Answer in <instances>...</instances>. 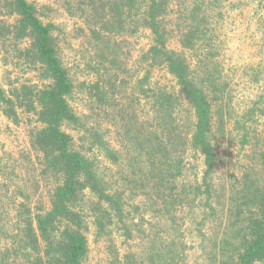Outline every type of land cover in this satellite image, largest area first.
<instances>
[{"label": "trees", "instance_id": "trees-1", "mask_svg": "<svg viewBox=\"0 0 264 264\" xmlns=\"http://www.w3.org/2000/svg\"><path fill=\"white\" fill-rule=\"evenodd\" d=\"M223 2L193 0L177 25L180 46L192 51L203 48V63L213 53L211 13ZM62 6L69 16L87 24L94 39L99 69L92 84L75 85L70 78L59 55L58 27L42 20L47 7L27 0H0V9L15 16L10 25L0 21L4 64L32 68L47 82L42 88L9 82L8 91L0 88V113L15 124L17 109L36 116L40 127L29 132V145L39 155L40 179L55 184L46 212L31 217L30 209L19 204L22 217L11 231L13 245L0 249V264H89L90 225L96 239L109 237L115 227L127 240L144 243L140 257L126 254L119 261L115 256L111 264H186L178 211L194 212L198 200L211 213L221 214L211 248L203 250L207 264H264V142L235 186L216 187L220 122L214 127L212 72L204 64L201 74L194 73L183 53L168 48L169 0H63ZM141 29L152 38L143 61L148 68H165L178 86L177 95L150 92L149 119L137 114L139 98H128L127 69L115 40ZM262 75L264 79V70ZM77 92L85 94L87 114L71 107ZM179 100L188 111L181 123L174 115ZM111 131L113 145L108 139ZM190 154L202 157L199 182L186 160ZM105 162L113 168H106ZM0 172L3 180L11 181L2 159ZM32 183L30 188L37 190L39 181ZM7 187L1 183L0 191ZM16 190L28 199L25 189ZM137 197L154 223L138 215L140 207L133 208V215L125 208L127 199ZM3 222L0 217V235Z\"/></svg>", "mask_w": 264, "mask_h": 264}, {"label": "rangeland", "instance_id": "rangeland-1", "mask_svg": "<svg viewBox=\"0 0 264 264\" xmlns=\"http://www.w3.org/2000/svg\"><path fill=\"white\" fill-rule=\"evenodd\" d=\"M38 7L48 8L44 22H53L58 31L57 37L59 55L64 67L75 85L92 84L97 80L99 69L92 48L87 24L79 17L69 16L62 6L63 0H27ZM193 0H169V37L167 46L176 52H181L187 59L190 69L201 74L202 69L212 72V84L216 88L210 98L213 109V124L220 122L216 133L214 166V183L220 188L235 186L249 165L253 164V152L264 142V0H224L220 8H214L211 13V29L213 30V53L207 62L203 48L195 51L183 49L177 38V25L185 18V13L191 7ZM2 6V5H1ZM15 16H7L0 9V21L8 25L14 22ZM119 43V53L126 65L128 77V98H139L135 106L141 119L151 116V91L165 90L175 95L178 86L171 75L163 67L148 68L142 55L152 44L150 32L141 29L133 35L116 37ZM26 45V43L24 44ZM3 52L0 47V88L8 91V83L17 87L26 85L32 88H42L47 84L39 78V72L23 65L12 66L4 64ZM101 69H103L100 66ZM141 81V82H140ZM145 91V93H144ZM176 116L179 123L188 114L187 106L179 100ZM88 102L83 92H77L72 109L78 114L88 113ZM18 123H12L0 113V159L7 166V176L11 181L3 180L0 172V184L6 183L5 192L0 191V217L4 221V229L0 235V249L10 248L12 244L11 231L15 228L21 216L20 203H24L31 211V217L38 211L46 212L50 208V192L55 184L44 182L39 177V160L29 145V132L40 127L33 113L23 108L17 109ZM222 117V122L219 117ZM108 125V124H107ZM106 128V124H103ZM214 127L215 124H214ZM69 132V131H68ZM77 138V134L71 132ZM114 144V133L108 135ZM186 160L194 166L195 180L200 181L203 170L202 157L190 154ZM106 168H113L105 162ZM4 171H2L3 173ZM34 181H39V188L33 191ZM17 187L25 189L28 199L24 200L17 192ZM125 207L133 215V208L140 207L138 215H144L145 221H151V214L143 213L141 198L127 199ZM204 202L196 201L194 212L179 210L182 221L183 242L186 245V264H207L204 249L211 248V240L218 230L221 214L211 213ZM191 215H193L191 217ZM154 223V221H151ZM7 223V225H6ZM147 227V226H145ZM88 240V263L111 264L114 257L119 261L126 254L141 255L144 246L138 238L127 240L113 227L109 237L95 238V230L90 225L86 233ZM205 251V250H204Z\"/></svg>", "mask_w": 264, "mask_h": 264}]
</instances>
